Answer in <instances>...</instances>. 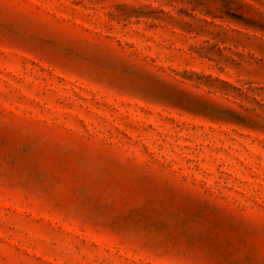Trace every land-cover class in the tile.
I'll return each instance as SVG.
<instances>
[{
	"label": "rangeland",
	"instance_id": "374dc122",
	"mask_svg": "<svg viewBox=\"0 0 264 264\" xmlns=\"http://www.w3.org/2000/svg\"><path fill=\"white\" fill-rule=\"evenodd\" d=\"M0 264H264V0H0Z\"/></svg>",
	"mask_w": 264,
	"mask_h": 264
}]
</instances>
